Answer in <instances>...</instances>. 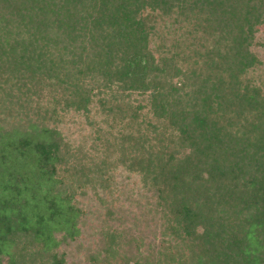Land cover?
I'll list each match as a JSON object with an SVG mask.
<instances>
[{
	"label": "trees",
	"instance_id": "1",
	"mask_svg": "<svg viewBox=\"0 0 264 264\" xmlns=\"http://www.w3.org/2000/svg\"><path fill=\"white\" fill-rule=\"evenodd\" d=\"M264 0H0V264H66L82 187L153 199L159 246L89 264H264ZM103 115L91 159L58 130ZM85 157L86 159H84Z\"/></svg>",
	"mask_w": 264,
	"mask_h": 264
},
{
	"label": "rangeland",
	"instance_id": "2",
	"mask_svg": "<svg viewBox=\"0 0 264 264\" xmlns=\"http://www.w3.org/2000/svg\"><path fill=\"white\" fill-rule=\"evenodd\" d=\"M259 30L253 49L264 60V29ZM102 117L99 112L86 117L69 111L61 117L58 130L72 147L81 148L80 154L97 160L101 146L97 149L92 146L97 142L96 127L106 128ZM81 191L75 195L79 209L77 235L58 246L66 264H89L94 257L100 261L104 233L110 230L119 233V252L130 257L151 254L159 246V219L153 209V199L141 186L137 174L117 166L111 169L104 188L85 186Z\"/></svg>",
	"mask_w": 264,
	"mask_h": 264
}]
</instances>
